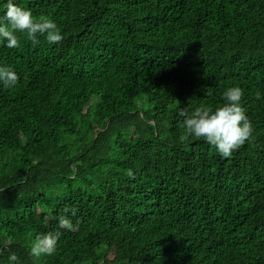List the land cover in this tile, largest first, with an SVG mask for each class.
Segmentation results:
<instances>
[{"label":"trees","instance_id":"obj_1","mask_svg":"<svg viewBox=\"0 0 264 264\" xmlns=\"http://www.w3.org/2000/svg\"><path fill=\"white\" fill-rule=\"evenodd\" d=\"M15 2L64 39L0 42V264H264V0ZM235 86L252 139L181 140ZM65 206L78 231L34 260Z\"/></svg>","mask_w":264,"mask_h":264},{"label":"clouds","instance_id":"obj_2","mask_svg":"<svg viewBox=\"0 0 264 264\" xmlns=\"http://www.w3.org/2000/svg\"><path fill=\"white\" fill-rule=\"evenodd\" d=\"M19 34H26L28 40L34 45L39 42L38 37L44 36L49 44H57L63 41L64 36L57 23L45 16L34 17L29 8L21 7L15 0H7L5 14L0 17V42L6 41V47L19 48L21 39ZM19 81L18 74L7 66H0V82L5 88H13ZM243 90L238 87H229L224 93L226 101L222 106L213 109L210 106L197 107L191 113L186 108H181L178 115L184 117L185 129L181 140L189 137L204 139L208 144L215 147L222 157H231L234 151L252 139L254 128L246 115V110L240 101ZM261 99L260 92L255 95ZM127 175L135 179V173L129 169ZM78 209L65 206L63 214L58 220L56 231L36 235L31 243L30 256L39 261L41 257L51 256L57 252V245L61 236L60 229L78 231L79 220L73 224L71 217L77 215ZM70 214V215H69ZM9 264L19 258L15 252L8 257Z\"/></svg>","mask_w":264,"mask_h":264}]
</instances>
